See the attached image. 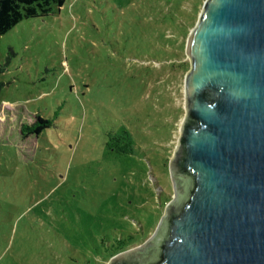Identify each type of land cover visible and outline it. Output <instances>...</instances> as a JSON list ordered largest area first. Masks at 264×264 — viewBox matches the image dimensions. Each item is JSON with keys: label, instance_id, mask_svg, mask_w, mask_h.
<instances>
[{"label": "rangeland", "instance_id": "1", "mask_svg": "<svg viewBox=\"0 0 264 264\" xmlns=\"http://www.w3.org/2000/svg\"><path fill=\"white\" fill-rule=\"evenodd\" d=\"M203 2L64 0L0 34V264H102L154 233Z\"/></svg>", "mask_w": 264, "mask_h": 264}, {"label": "water", "instance_id": "2", "mask_svg": "<svg viewBox=\"0 0 264 264\" xmlns=\"http://www.w3.org/2000/svg\"><path fill=\"white\" fill-rule=\"evenodd\" d=\"M185 53L175 194L102 264H264V0H204Z\"/></svg>", "mask_w": 264, "mask_h": 264}, {"label": "trees", "instance_id": "3", "mask_svg": "<svg viewBox=\"0 0 264 264\" xmlns=\"http://www.w3.org/2000/svg\"><path fill=\"white\" fill-rule=\"evenodd\" d=\"M63 1L64 0H0V34L6 33L23 18H34L47 15L52 4H57L58 7H60ZM4 70L5 67L0 65V74L3 73ZM2 87L3 83L0 81V91ZM51 124L52 120L36 115L34 121L30 124H21L19 133L22 139L29 136H37ZM112 139L114 140L111 141ZM106 146L108 150L120 154L130 153L133 144L126 132H122L115 138H110V140L106 142Z\"/></svg>", "mask_w": 264, "mask_h": 264}]
</instances>
